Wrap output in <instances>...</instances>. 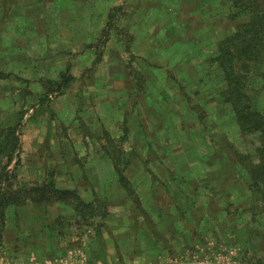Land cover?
Listing matches in <instances>:
<instances>
[{
  "label": "rangeland",
  "instance_id": "rangeland-1",
  "mask_svg": "<svg viewBox=\"0 0 264 264\" xmlns=\"http://www.w3.org/2000/svg\"><path fill=\"white\" fill-rule=\"evenodd\" d=\"M232 10L230 0H0V126L20 130L28 197L8 211L0 264L263 262L264 211L238 159L254 138L215 60L248 20ZM62 75L73 77L60 88Z\"/></svg>",
  "mask_w": 264,
  "mask_h": 264
},
{
  "label": "trees",
  "instance_id": "trees-1",
  "mask_svg": "<svg viewBox=\"0 0 264 264\" xmlns=\"http://www.w3.org/2000/svg\"><path fill=\"white\" fill-rule=\"evenodd\" d=\"M233 18L248 15V20L238 24L227 34L219 47L215 60L219 64L226 88L223 94L232 105L241 131L254 138L252 154L238 155V159L248 173L247 184L251 191L254 206L264 211V108L260 104V93H264V0H230ZM123 13L122 6L109 13L101 41L106 43L115 12ZM73 76L62 75L65 81L60 88L68 85ZM20 130L15 126H0V241L6 226L8 211L11 206L22 203L25 191L19 185L18 171L21 165ZM118 168L116 167V170ZM119 179L124 184L125 176L118 171ZM53 189V190H52ZM50 191L60 195H71L76 200L65 201L78 209L81 205L95 211L94 202H85L75 190L52 188ZM43 187H34L30 191L42 192ZM40 201L45 196L40 195ZM58 200H61L58 198ZM64 201V200H62ZM78 202V204H77ZM97 208V207H96ZM102 217L108 210L103 206ZM95 216L94 214H92ZM264 264V257L262 258Z\"/></svg>",
  "mask_w": 264,
  "mask_h": 264
},
{
  "label": "crops",
  "instance_id": "crops-1",
  "mask_svg": "<svg viewBox=\"0 0 264 264\" xmlns=\"http://www.w3.org/2000/svg\"><path fill=\"white\" fill-rule=\"evenodd\" d=\"M37 13H39V11H37ZM40 225H41L40 228L43 226L42 230L40 229V238H41L40 240H42V242L51 240L53 238V236L49 233V231L43 232L45 226H44V224H42V220H40ZM40 250L42 251L41 252L42 254L45 253L44 249H40ZM47 251L50 252L52 250L51 249H47Z\"/></svg>",
  "mask_w": 264,
  "mask_h": 264
}]
</instances>
